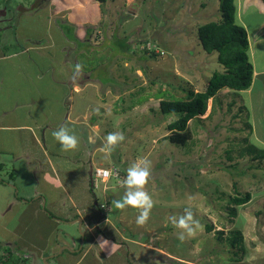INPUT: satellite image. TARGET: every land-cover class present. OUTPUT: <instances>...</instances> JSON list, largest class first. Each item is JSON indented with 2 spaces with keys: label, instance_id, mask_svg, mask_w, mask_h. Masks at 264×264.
I'll return each instance as SVG.
<instances>
[{
  "label": "rangeland",
  "instance_id": "1",
  "mask_svg": "<svg viewBox=\"0 0 264 264\" xmlns=\"http://www.w3.org/2000/svg\"><path fill=\"white\" fill-rule=\"evenodd\" d=\"M27 2L29 13L23 15V20L28 23L25 26L28 35L47 40L43 29L45 14H51L52 19L58 18L62 22L60 29L67 32L66 38L72 43L67 42L71 50L62 53V60L79 73L73 75V81L85 83L89 80L92 87L86 84L80 86L78 93H72V116L86 109V119L80 118L73 125L63 127L76 135L79 127L97 122L103 129L99 139L104 144L109 133L123 132L125 135V140L114 151L105 150L104 153L101 150L97 154L98 159L111 161L107 165L110 169L116 168L119 177L111 176L106 182L98 180V186L91 189L99 202H108L107 215L124 242L134 240L139 246L136 258L140 264H264V158L252 159L254 153L264 150L262 121L256 120L253 126L251 121L255 120L251 113L248 115L241 105L229 104L239 102L241 94H236L237 91L221 92L217 100H208L204 115L189 121L190 138L177 144L169 141L170 131L166 128L176 116L159 110L160 97H185L188 90L202 91L210 71L218 68L217 54L205 52L196 33L200 24L219 19L218 0ZM50 3L53 9L48 8ZM17 5L21 8L22 0H12L15 10ZM233 18L236 22L235 13ZM69 23L74 24V30ZM54 32L55 28L51 33ZM1 33L5 34L1 39L13 35L3 29ZM61 48L64 50V45ZM10 52L13 50L2 51L4 54ZM34 57L32 54L27 76L33 80L30 85L35 90L29 86L23 91L33 96L35 115L42 116L51 104V97L58 96L64 106L67 102L64 103L65 96L59 84L53 83L51 92L45 87L49 83L48 75H54L57 82L59 77L53 71H34L33 63H37ZM1 64L2 71L12 66L6 82L16 75L14 81L11 80L12 85L28 84L27 77L17 73L14 64L6 65L4 61ZM77 64L82 66L79 72ZM56 88L58 91H54ZM49 119L56 125L59 117L52 111ZM87 128L83 131V140L93 147L87 137ZM253 138L261 142L260 146L252 142ZM81 142L80 139L79 145ZM35 148L38 146L34 145ZM5 154L7 158L3 162L10 164L11 156L8 152ZM140 158L151 161V179L145 190L155 202L143 227L135 222L139 214L137 209L119 210L112 205L113 200L125 194L122 182L127 169ZM112 159L115 162L112 163ZM102 186L108 188L107 197L101 194ZM246 192L251 193L250 200L234 206L235 214L232 215L229 200ZM189 207L203 228L195 237L181 242L177 233L182 230L173 226L170 217L179 218ZM207 226H212L211 230H207ZM235 229L241 231L243 239L240 245L232 248L227 237ZM5 238L9 236L0 231V243ZM126 245L129 248L137 246L127 242ZM26 264H44V261L32 253Z\"/></svg>",
  "mask_w": 264,
  "mask_h": 264
},
{
  "label": "crops",
  "instance_id": "2",
  "mask_svg": "<svg viewBox=\"0 0 264 264\" xmlns=\"http://www.w3.org/2000/svg\"><path fill=\"white\" fill-rule=\"evenodd\" d=\"M234 3L236 23L247 32V56L253 73L249 88L236 93L241 94L239 102L231 101L229 104L243 106L245 112L248 115L251 113L255 120L251 121L252 125L256 120H261V127L264 128V2L235 0ZM18 5L15 10L12 0H0V30L13 33L12 37L6 36V39H1L5 38L4 33H1L3 36L0 34L2 51L13 50L8 54L0 51V63L4 61L6 65L9 62L14 64L16 72L23 73L28 83L18 84L17 87L12 85L11 80L16 75L10 82H6L12 66L2 71L1 64L0 231L5 232L9 238L2 240L0 245L15 246L18 253L29 257L34 253L42 258L44 264H140L139 258H136L139 246L130 239L126 242L137 246L129 248L126 245L117 226L107 215L110 209L108 202H99L90 187L92 169L110 167L107 163L111 161L98 159L97 155L101 150L106 153L105 147H102L105 144L99 139L103 134L102 127L97 122L79 127L76 136L82 142L74 151H63L52 136L53 131L59 130L57 128L71 126L80 118L86 119V109L74 116V109L71 111L72 93L81 91L80 86H90L89 80L85 83L73 81V75L79 73L74 72L71 65L62 60V53L71 50V47H67V42L69 45L72 43L62 33L58 25L59 19H52L51 14H45L46 25L43 29L47 40L43 37V41L41 37H30L29 30L25 27L28 23L23 20V15L29 13V4L27 0H22L23 6L19 8ZM7 6L11 8L8 9ZM48 8H52V3ZM54 28L55 32L51 33ZM63 45L64 50L61 48ZM32 54L35 56L33 60L37 62L33 63L34 71H53L59 77L57 82L54 75H48L46 80L49 83H44L45 87L51 92L53 83L59 84L65 96L64 103H68L64 106L62 99L53 96L42 116L35 115L32 111L35 100L32 95L27 96L23 91L29 86L35 90L30 85L33 80L27 76ZM34 79L39 78L34 76ZM227 90L230 89L223 88L217 95L232 91ZM54 91H58L57 88ZM239 109L237 111L240 113ZM52 111L59 117L56 125L49 119V112ZM85 128L93 147L87 146L83 140ZM34 145L38 148L33 149ZM7 152L11 156L10 164L3 162L7 158ZM96 162L98 164L93 166ZM111 166L117 167L113 164ZM103 187L101 194L107 197L108 188Z\"/></svg>",
  "mask_w": 264,
  "mask_h": 264
},
{
  "label": "trees",
  "instance_id": "3",
  "mask_svg": "<svg viewBox=\"0 0 264 264\" xmlns=\"http://www.w3.org/2000/svg\"><path fill=\"white\" fill-rule=\"evenodd\" d=\"M102 1V0H98ZM235 0H218L220 17L217 21H209L197 27V37L199 44L207 53L215 52L216 61L220 67L210 71L202 91L188 90L185 97H160L159 110L163 114H174L176 118L166 125L170 136L168 139L172 143L183 144L190 138L188 123L194 118L205 114L209 99L216 100L217 93L227 88L234 91H242L251 85L252 65L248 61L247 49L248 39L245 28L234 21ZM264 2V0H262ZM70 24V23H69ZM61 27L62 22L58 20ZM72 25V24H70ZM73 30H74V24ZM61 28L66 37V33ZM91 29H88V33ZM74 37L78 39L75 35ZM86 41V40H85ZM158 55V54H154ZM263 159L264 150L254 153L252 159ZM122 174H120L121 178ZM92 180V179H91ZM91 188L92 182H91ZM251 198V193L236 195L229 201L232 205L230 213L235 214L236 205L247 203ZM212 226H207L211 230ZM222 234V232H219ZM242 233L235 229L230 237H227L229 245L236 248L242 242ZM29 260L23 259L24 262Z\"/></svg>",
  "mask_w": 264,
  "mask_h": 264
},
{
  "label": "clouds",
  "instance_id": "4",
  "mask_svg": "<svg viewBox=\"0 0 264 264\" xmlns=\"http://www.w3.org/2000/svg\"><path fill=\"white\" fill-rule=\"evenodd\" d=\"M81 67L80 64L76 65L77 72L81 70ZM52 136L59 142L63 151H74L79 147L78 137L67 127H61L59 130L53 131ZM105 139V149L110 153L115 150L118 144L125 140V135L123 132H113L109 133ZM90 140H92L91 137ZM252 142L257 146H260L261 143L257 138H253ZM150 179L151 161L147 158H140L127 169V175L122 182V186L125 188V194L121 199L112 201V205L119 210H124L128 207L137 209L139 214L136 216L135 222L140 227H143L148 222L151 210L155 206L152 196L145 190ZM170 221L174 227L182 230L177 233V239L181 242L195 237L197 231L203 228L200 221L195 218L190 207L185 208L179 218L171 216Z\"/></svg>",
  "mask_w": 264,
  "mask_h": 264
},
{
  "label": "built area",
  "instance_id": "5",
  "mask_svg": "<svg viewBox=\"0 0 264 264\" xmlns=\"http://www.w3.org/2000/svg\"><path fill=\"white\" fill-rule=\"evenodd\" d=\"M111 176L119 177V171L116 168L95 167L92 170V186L97 187L98 180L107 181ZM103 205H101L102 207ZM27 254L18 253L15 246H0V264H26L23 259H27Z\"/></svg>",
  "mask_w": 264,
  "mask_h": 264
},
{
  "label": "bare ground",
  "instance_id": "6",
  "mask_svg": "<svg viewBox=\"0 0 264 264\" xmlns=\"http://www.w3.org/2000/svg\"><path fill=\"white\" fill-rule=\"evenodd\" d=\"M42 24V23H41Z\"/></svg>",
  "mask_w": 264,
  "mask_h": 264
}]
</instances>
